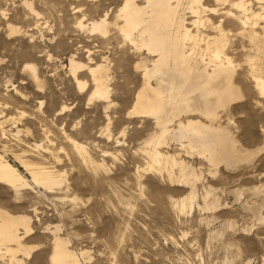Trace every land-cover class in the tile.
Returning <instances> with one entry per match:
<instances>
[{
    "label": "rangeland",
    "instance_id": "obj_1",
    "mask_svg": "<svg viewBox=\"0 0 264 264\" xmlns=\"http://www.w3.org/2000/svg\"><path fill=\"white\" fill-rule=\"evenodd\" d=\"M250 2L257 13L259 5ZM123 3L0 0V156L29 183L18 190L0 183V208L27 216L32 229L22 241L33 249L30 257L18 253L16 258L52 264L58 237L78 255L79 264H264V98L245 58L234 56L244 98L215 124L231 133L244 159L212 166L169 139L158 146L161 127L130 112L143 88L135 49L116 30L108 44L79 28L80 22L99 21L105 14L113 22ZM203 4L218 5L215 0ZM226 30L236 34L237 27ZM72 56L91 68L109 60L110 102L90 101L87 72L79 78L89 87L76 88L68 70ZM194 119L199 118L179 121ZM155 150L178 165L153 162ZM181 162L188 175L201 176L191 208L182 202L194 181L180 176ZM23 163L63 175L62 185L47 190L35 184ZM11 259L0 252V264Z\"/></svg>",
    "mask_w": 264,
    "mask_h": 264
},
{
    "label": "bare ground",
    "instance_id": "obj_2",
    "mask_svg": "<svg viewBox=\"0 0 264 264\" xmlns=\"http://www.w3.org/2000/svg\"><path fill=\"white\" fill-rule=\"evenodd\" d=\"M203 1L123 0V6L113 22L110 21V14H105L99 21L80 22L79 28L102 37L108 44L113 30H116L125 43L135 49L139 56L134 58L140 57L136 68L142 74L143 88L137 93L136 103L130 112L138 117L152 118L161 127L158 146L169 139L183 150L190 151L189 154L196 153L212 166L221 163L231 166L244 158L236 151L231 133L215 124L230 106L244 98L236 84L239 67L234 56L245 58L250 70L248 73L264 98V66L256 64L264 62V0H255L259 5L257 13L252 10L250 0H215L218 5L212 9L205 6ZM28 6L31 8V5ZM220 7L224 8L220 10ZM231 25H236V34L229 35L227 32L226 27ZM10 31L13 35L18 32L12 26ZM76 59L75 56L70 58L68 69L76 88L84 92L89 87V82L79 78L81 73L87 72L93 86L90 101L110 102L109 60L105 61V65L101 63L91 68L88 67L90 64L86 66ZM28 70L35 78V68L29 66ZM182 117L199 119L188 120L184 124L179 121ZM175 120L180 123L177 129L170 130ZM75 146L78 150L84 149L78 144ZM39 147L36 145V148ZM153 153L152 160L155 163L164 160L178 165L174 157L165 156L157 150ZM251 156L253 154L248 153L246 157ZM23 164L30 171L35 184L47 190L62 185L63 175L47 168L37 169ZM185 164L179 163L180 176L188 183L194 182L192 193L182 202V207L189 205L191 208L196 200L194 188L201 176L195 172L188 175ZM0 183L15 190L29 187L18 169L2 156ZM210 194L211 191L206 194L207 197ZM30 222L27 216L12 215L0 208V252L4 249L11 255V264H24L16 258L18 253L26 258L31 255L33 249L22 244L32 231ZM56 230L58 232L59 229ZM54 241L52 264L80 263L78 255L68 248V243L58 237Z\"/></svg>",
    "mask_w": 264,
    "mask_h": 264
}]
</instances>
